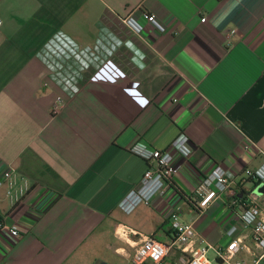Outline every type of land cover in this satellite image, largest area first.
<instances>
[{
  "label": "crops",
  "instance_id": "0c3cea01",
  "mask_svg": "<svg viewBox=\"0 0 264 264\" xmlns=\"http://www.w3.org/2000/svg\"><path fill=\"white\" fill-rule=\"evenodd\" d=\"M140 11L166 31H131L122 18ZM109 62L148 102L97 152L102 136L80 113L95 121L92 113L110 107L67 102L91 91V77ZM59 91L68 99L52 110ZM180 133L194 150L188 160L174 155L172 184L122 212L118 202L146 168L129 148L143 141L168 149ZM263 160L264 0H0V171L9 166L30 184L14 207L0 187V215L19 233L0 229V264H129L140 235L172 240L171 214L208 246L210 264H230L218 252L235 225L240 247L230 259L250 262L259 250L238 215L254 196L264 204V183L242 172ZM220 162L233 182L197 209L194 189ZM181 255L169 249L162 264Z\"/></svg>",
  "mask_w": 264,
  "mask_h": 264
},
{
  "label": "built area",
  "instance_id": "2783aa9c",
  "mask_svg": "<svg viewBox=\"0 0 264 264\" xmlns=\"http://www.w3.org/2000/svg\"><path fill=\"white\" fill-rule=\"evenodd\" d=\"M204 20L205 18H201V21ZM122 22L135 34H141L146 27L152 28L158 33L165 32L167 29L166 25L156 15L143 11L138 14L130 12L122 18ZM47 74H51L48 69ZM123 76L124 74L112 63H106L91 77L89 82L91 85L88 87L91 91L82 89L80 97L73 96L67 102V104L71 102L79 103L83 106L82 108H85L86 101H88L89 107L94 104L99 105L101 101L106 104L107 108L110 107L107 111L106 107L104 111L99 110L101 113H98V116L92 113L97 124L91 118H87L85 114L80 113V116L84 118V120L80 119L81 123L83 121L85 125L92 127V134L102 136V139L95 136L101 140L97 152L104 146L111 144L113 134H117L125 123L132 120L148 102L136 90V82L119 81ZM55 95L52 110H57V102L61 101L64 96L68 99L60 91ZM86 95L89 99L86 98ZM89 100H93V103H90ZM59 113H61V110L58 111ZM74 117L79 121V116L75 115ZM55 118H57V115L53 116V119ZM116 118L118 119L116 120ZM99 124L104 127L98 126ZM106 125L111 126L107 132L105 131ZM87 126L86 128H88ZM193 150L194 146L185 133H180L168 149L152 148L143 141L134 143L129 148V152L142 159L146 163V168L138 185L120 199L118 208L124 213H130L140 204L149 205L153 197L164 193L166 186L172 184L178 173L180 166L174 163V155H179L181 158L188 160ZM95 152L93 156L90 155L89 161H92ZM242 174L244 179L264 183V160L254 169L243 170ZM233 179L234 173L228 164L224 162L215 164L209 172L202 176L194 189L197 209H205L215 197L229 188ZM3 183L7 186L6 197L11 207L21 202L30 190L29 181L25 177H20L9 166L2 168L0 171V187ZM5 219L6 216L3 217L0 223V229H6L12 237H18L19 233L16 227L6 225ZM238 219L244 227L251 230L252 240L259 252L250 262L232 261L231 256L240 247L239 238L234 236L237 227L232 225L226 231V236L229 239L228 245L224 251L218 252L219 260L230 264H258L264 257V204H260L254 196L252 204L239 213ZM171 228L173 238L168 244L150 235H140L139 244L129 264H144L146 261H150L151 264H162L168 250L172 248L182 253L179 264H210L206 257L208 246L197 240V234L190 224L179 221L176 214H171ZM2 258L3 254L0 253V262Z\"/></svg>",
  "mask_w": 264,
  "mask_h": 264
},
{
  "label": "trees",
  "instance_id": "16d2710c",
  "mask_svg": "<svg viewBox=\"0 0 264 264\" xmlns=\"http://www.w3.org/2000/svg\"><path fill=\"white\" fill-rule=\"evenodd\" d=\"M194 205L196 206V203H194ZM3 217L0 215V223L2 222Z\"/></svg>",
  "mask_w": 264,
  "mask_h": 264
}]
</instances>
